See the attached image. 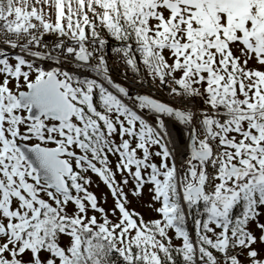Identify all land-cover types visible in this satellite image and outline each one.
I'll use <instances>...</instances> for the list:
<instances>
[{
	"label": "snow or ice",
	"instance_id": "6c2138e0",
	"mask_svg": "<svg viewBox=\"0 0 264 264\" xmlns=\"http://www.w3.org/2000/svg\"><path fill=\"white\" fill-rule=\"evenodd\" d=\"M0 264H264V0H0Z\"/></svg>",
	"mask_w": 264,
	"mask_h": 264
},
{
	"label": "bare ground",
	"instance_id": "6f19581e",
	"mask_svg": "<svg viewBox=\"0 0 264 264\" xmlns=\"http://www.w3.org/2000/svg\"><path fill=\"white\" fill-rule=\"evenodd\" d=\"M169 130H170V134L172 135L174 141L178 143H181L182 141H184V136L183 135L181 136V131L179 130L178 126H176L175 124L171 125V122H170Z\"/></svg>",
	"mask_w": 264,
	"mask_h": 264
},
{
	"label": "rangeland",
	"instance_id": "374dc122",
	"mask_svg": "<svg viewBox=\"0 0 264 264\" xmlns=\"http://www.w3.org/2000/svg\"><path fill=\"white\" fill-rule=\"evenodd\" d=\"M179 130H180V126H179ZM183 135V131L181 129V136ZM183 143V141L181 142ZM99 191H103V187L101 186V188L99 189ZM147 198V197H146ZM138 210L142 211L146 216L148 215L147 209L145 206L142 205H137Z\"/></svg>",
	"mask_w": 264,
	"mask_h": 264
},
{
	"label": "built area",
	"instance_id": "2783aa9c",
	"mask_svg": "<svg viewBox=\"0 0 264 264\" xmlns=\"http://www.w3.org/2000/svg\"><path fill=\"white\" fill-rule=\"evenodd\" d=\"M171 125H172V123H171ZM173 125H174V124H173ZM175 125L178 126V128H179V126H180V125H178V124H175ZM181 129H182V128H181V126H180V131H181Z\"/></svg>",
	"mask_w": 264,
	"mask_h": 264
}]
</instances>
